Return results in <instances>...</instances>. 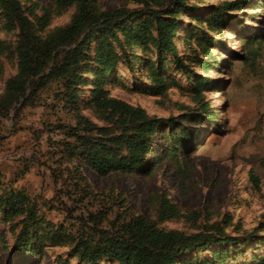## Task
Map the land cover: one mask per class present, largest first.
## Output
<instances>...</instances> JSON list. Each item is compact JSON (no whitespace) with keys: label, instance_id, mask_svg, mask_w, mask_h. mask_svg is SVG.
<instances>
[{"label":"rangeland","instance_id":"obj_1","mask_svg":"<svg viewBox=\"0 0 264 264\" xmlns=\"http://www.w3.org/2000/svg\"><path fill=\"white\" fill-rule=\"evenodd\" d=\"M177 1L97 0V3L105 10L127 8L144 13L148 8L173 12ZM22 3L25 7L36 6L39 14L42 7L51 10L55 6L54 0H22ZM157 3L165 5L157 7ZM184 5V10L176 13L175 47L188 73L175 65L172 53L167 54L170 63L163 73L159 72L166 85L158 91L148 69L132 71L121 62L120 68L109 74L114 79L109 90L112 96L144 108L152 117L172 119L176 122L173 130L177 124L187 126L195 137L181 151L179 159L163 154L170 140L157 132L154 147L136 171L100 175L85 165L82 170L97 193L121 199L124 208L134 214L156 218L161 199L167 195L178 204L184 217L167 220L161 227L186 233L221 232L238 238L237 244L213 242L208 250L181 255L184 264L213 260L219 264L217 258L213 259L218 249L227 250L222 264H264V0H184ZM218 7L226 8L220 31L213 30L210 18ZM75 9L73 6L61 15H54L49 28L69 23ZM17 32L0 20V39L12 44V49ZM190 33L193 35L186 39ZM257 40L260 42L255 43ZM137 56L151 58L154 65L160 66L154 53L140 50ZM198 59L210 64L207 71L199 66ZM1 61L4 71L0 76V93L6 80L18 70L16 58L8 52L1 56ZM193 72L207 79L202 88L195 78H189ZM59 88L57 81H50L36 96L35 105L24 107L17 115L13 108L0 109L1 185L6 187L11 181L12 187L38 196L39 202L45 204V218L53 223L63 219L57 199L61 184L53 174L59 168L53 161L56 149L53 144L77 142L68 129L58 128L60 123L68 126L76 123L73 113L63 107ZM83 90L88 94L89 87ZM203 107H209L215 118L204 114ZM82 113L103 124L91 110ZM185 117L188 119L184 120ZM167 124L161 129L168 130ZM74 161L79 163L78 159ZM253 176L258 178V184ZM13 242L10 233L0 237V264H59V257L68 259L66 248L52 246L39 255H14ZM149 261L181 264L161 254L151 255ZM70 262L77 264L73 258Z\"/></svg>","mask_w":264,"mask_h":264},{"label":"trees","instance_id":"obj_2","mask_svg":"<svg viewBox=\"0 0 264 264\" xmlns=\"http://www.w3.org/2000/svg\"><path fill=\"white\" fill-rule=\"evenodd\" d=\"M177 2L173 12L148 8L143 13L127 8L105 10L97 0H54L53 9L42 7L39 14L36 6L25 7L22 0H0V20L8 29L18 30L15 48L0 39V76L4 71L1 56L6 52L16 58L18 67L0 93V109L13 108L17 115L24 107L35 105L38 93L54 80L60 84L58 93L63 107L76 120L75 125L60 123L58 128L68 129L77 142L53 144L56 147L53 161L59 165L53 174L61 184L57 199L63 219L59 223L45 218V204L39 202L38 196L32 197L25 189L12 187L11 181L3 187L0 180L3 226L0 237L12 234L14 255H39L52 246L67 249L68 259L59 257V264H72V258L77 264H150V256L155 254L184 264L181 255L208 250L213 242L237 244V237L221 232L186 233L161 227L167 220L184 217L178 204L167 195L161 199L156 218L131 213L121 199L97 193L82 170L85 165L100 175L136 171L154 147L153 137L157 132L170 140L163 154L179 159L181 151L195 137L187 126L177 124L173 130L176 122L172 119L152 117L144 108L112 96L109 90L114 81L109 74L117 71L121 62L132 71L148 69L158 91L166 85L159 72L163 73L170 63L167 54L172 53L175 65L188 73L175 47L176 17L185 7L184 0ZM73 6L76 9L69 23L49 28L54 15H61ZM225 12L226 8L222 7L211 12L213 30H221ZM140 50L154 53L160 66L154 65L151 58L137 56ZM197 61L205 71L210 67L200 59ZM189 78H195L199 88L207 82L197 72ZM85 86L89 87L88 94L84 93ZM85 109L91 110L103 124L83 114ZM202 111L215 118L209 107H203ZM164 123H168V130L161 129ZM253 180L258 184L256 176ZM226 251L218 249L213 259L224 263ZM189 264H214V260Z\"/></svg>","mask_w":264,"mask_h":264}]
</instances>
